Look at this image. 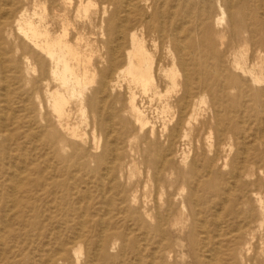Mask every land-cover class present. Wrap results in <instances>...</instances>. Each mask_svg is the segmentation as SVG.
I'll return each instance as SVG.
<instances>
[{
	"label": "rangeland",
	"instance_id": "rangeland-1",
	"mask_svg": "<svg viewBox=\"0 0 264 264\" xmlns=\"http://www.w3.org/2000/svg\"><path fill=\"white\" fill-rule=\"evenodd\" d=\"M0 264H264V0H0Z\"/></svg>",
	"mask_w": 264,
	"mask_h": 264
},
{
	"label": "bare ground",
	"instance_id": "bare-ground-1",
	"mask_svg": "<svg viewBox=\"0 0 264 264\" xmlns=\"http://www.w3.org/2000/svg\"><path fill=\"white\" fill-rule=\"evenodd\" d=\"M25 24V35L32 39L37 46H40L43 50H45L47 54H49L56 61V65L59 66L55 72L57 74L56 76H58L65 84L70 83L72 78H75L77 82H79L81 78H78L76 72L77 68L73 65L75 62L78 63L80 61V55L77 50L72 45L68 44L63 37L59 36L52 38L46 30L42 29L38 25H35L33 22L30 21ZM130 58L127 73L131 77V80L139 83L144 89L149 88L152 85L149 56L143 49L140 42H137L136 50ZM87 62L89 61L87 60ZM56 109L60 114H63L62 106L59 101H56Z\"/></svg>",
	"mask_w": 264,
	"mask_h": 264
}]
</instances>
